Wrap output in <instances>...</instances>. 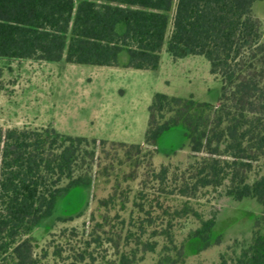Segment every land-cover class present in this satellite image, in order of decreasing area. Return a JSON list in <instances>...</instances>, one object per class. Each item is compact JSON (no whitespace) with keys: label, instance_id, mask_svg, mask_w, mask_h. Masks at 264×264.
Segmentation results:
<instances>
[{"label":"trees","instance_id":"1","mask_svg":"<svg viewBox=\"0 0 264 264\" xmlns=\"http://www.w3.org/2000/svg\"><path fill=\"white\" fill-rule=\"evenodd\" d=\"M257 1L0 0V57L114 66L126 49L127 66L156 69L167 39L174 57L203 54L223 81L216 106L156 93L144 143L0 125V264H54L52 258L60 260L56 264H134L140 251L158 250L160 236L168 241L156 264H177L170 252L184 255L185 244L174 242L175 226L192 209L162 199L223 189L264 205V174L251 178L264 160V26ZM178 125L185 129L188 159L168 154L156 165L160 138ZM101 179L114 183L98 199L89 228L64 230L59 241L36 252L31 233L58 199ZM135 182L133 209L145 215L128 221L122 212ZM154 203L161 212L153 211ZM215 224V217L204 220L189 238L209 245ZM149 226L155 227L151 234ZM222 264H264V211L252 240Z\"/></svg>","mask_w":264,"mask_h":264},{"label":"rangeland","instance_id":"2","mask_svg":"<svg viewBox=\"0 0 264 264\" xmlns=\"http://www.w3.org/2000/svg\"><path fill=\"white\" fill-rule=\"evenodd\" d=\"M256 15L263 21L264 0L255 3ZM170 18L168 34L172 28ZM125 25L120 24L119 30ZM129 53H119V63L114 66L71 63L66 60L36 63H0V125L6 127L54 128L69 135L98 137L127 143H144L150 119V105L156 93L184 98L213 106L219 103L223 81L212 72L209 59L203 54L174 57L167 49V39L161 51L160 65L156 69H137L127 66ZM159 140V151L153 162L160 165L172 154L174 161H186L188 149L182 148L187 138L182 125L175 126ZM180 144L171 151L173 144ZM170 152V153H169ZM172 152V153H171ZM128 170V166H124ZM264 174V160L251 174L254 179ZM114 183L98 180L91 188L76 187L58 199L54 212L33 229L36 252H42L51 239L59 241L62 232L72 229L84 232L89 228L98 199L105 197ZM138 182L132 183L131 202L122 217L128 221L145 212L133 209ZM127 184L124 183V186ZM96 198L92 199V194ZM165 205L182 207L189 204L192 211L175 226L174 242L185 244L184 255L172 250L177 264H222L240 253L253 238L257 218L264 205L256 198L234 199L224 190H211L196 198H165ZM154 212L162 211L154 203ZM150 202L146 203V209ZM215 217L216 224L211 242L206 245L199 237L189 238V233L203 221ZM167 222L165 218L164 225ZM154 226H149L148 234ZM149 236V235H147ZM63 241H66L63 239ZM156 252L140 251L134 264H156L161 258L162 246L168 241L159 237ZM53 250V248H51ZM65 252L64 254H68ZM110 257H114L110 250ZM60 262L52 258L50 263Z\"/></svg>","mask_w":264,"mask_h":264},{"label":"crops","instance_id":"3","mask_svg":"<svg viewBox=\"0 0 264 264\" xmlns=\"http://www.w3.org/2000/svg\"><path fill=\"white\" fill-rule=\"evenodd\" d=\"M1 62H4L5 64H7L8 63V65H9V67L11 68V62H17L19 65H21L22 63H27L28 65H31V63H36V60H34V59H30V58H9V57H0V63ZM167 132H169V130L168 131H166L165 133H164V136L163 137H165V136H167V134H169V133H167ZM180 145V144H179ZM179 145L178 144H176V143H174L173 144V147H172V150L171 151H177V150H179L181 147H179ZM170 153V152H169ZM172 153V152H171Z\"/></svg>","mask_w":264,"mask_h":264}]
</instances>
